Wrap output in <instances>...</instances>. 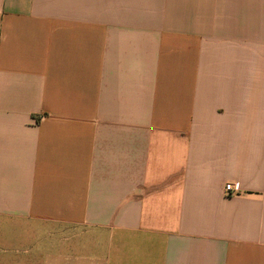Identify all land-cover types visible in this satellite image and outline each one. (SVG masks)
Instances as JSON below:
<instances>
[{"label": "crops", "instance_id": "1", "mask_svg": "<svg viewBox=\"0 0 264 264\" xmlns=\"http://www.w3.org/2000/svg\"><path fill=\"white\" fill-rule=\"evenodd\" d=\"M0 264H264V0H0Z\"/></svg>", "mask_w": 264, "mask_h": 264}, {"label": "built area", "instance_id": "2", "mask_svg": "<svg viewBox=\"0 0 264 264\" xmlns=\"http://www.w3.org/2000/svg\"><path fill=\"white\" fill-rule=\"evenodd\" d=\"M226 193L228 195H232L233 194V184L228 183L225 187Z\"/></svg>", "mask_w": 264, "mask_h": 264}]
</instances>
